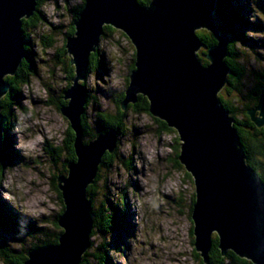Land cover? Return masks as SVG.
Segmentation results:
<instances>
[{
  "label": "water",
  "instance_id": "1",
  "mask_svg": "<svg viewBox=\"0 0 264 264\" xmlns=\"http://www.w3.org/2000/svg\"><path fill=\"white\" fill-rule=\"evenodd\" d=\"M37 5V0H0V102L9 91L5 78L14 76L26 57L23 19ZM217 11L218 0H151L147 6L138 0L84 1L74 34L66 39L75 76L64 91L67 105L60 112L75 133L76 160L68 164L67 176L57 179L64 206L57 222L63 232L57 244L31 249L24 264H81L90 247L94 214L87 188L104 156L115 153L119 134L113 129L83 141L81 117L88 97L82 82L105 26L121 31L135 51L121 109L142 95L149 113L178 134V161L195 187V251L208 264L216 235L222 255L231 251L252 264H264V182L247 164L234 119L219 99L232 73L225 61L232 35L216 23ZM198 31L217 42L206 49V66L198 54L204 47ZM258 97L247 114L264 128V88ZM6 120L0 104V159Z\"/></svg>",
  "mask_w": 264,
  "mask_h": 264
},
{
  "label": "rangeland",
  "instance_id": "2",
  "mask_svg": "<svg viewBox=\"0 0 264 264\" xmlns=\"http://www.w3.org/2000/svg\"><path fill=\"white\" fill-rule=\"evenodd\" d=\"M84 1L44 2L41 8L44 21L32 30L35 70L25 71L28 83L18 87V102L23 108L14 109L16 125L9 127L18 160L14 165L8 166L4 173L0 172V193L16 214L31 220L36 219L40 231L34 236L36 240L26 237L24 245L18 243L19 238L12 234L7 235L6 241L14 248L20 245L21 248L29 250L34 244H43L44 241L53 239L58 231L63 232L61 227L58 230L47 219L50 217L53 221L54 216L61 210L53 184V176L58 174L50 161V147L64 148L70 126L68 119L61 115L60 107L64 101L63 92L71 85H67V74L55 56L66 48L65 34L69 33V27L73 24L74 9ZM235 5L240 13V20H244L243 12L240 11L242 6L246 19L252 20L257 26L260 22V27L246 28L242 27L243 22L238 24L239 21H234L238 34L244 30L252 40V46H257L236 44V62L244 69L245 77L240 80L238 91L224 87L219 93L225 100H233L231 103L234 99H239L234 107L243 108L247 102L242 99L255 91L253 89L261 82L260 75L264 76V0H240ZM235 5L233 4L234 8ZM217 21L218 26L221 25ZM40 34H51L55 41L52 48L45 51L41 49L38 41ZM122 34L116 30L113 36L100 39L98 49L105 57L107 68L103 72L99 70L95 73L91 70L87 74L85 85L88 100L85 112L87 125L93 133L96 132L97 114H116L119 105L114 103L113 97L118 99L127 88L134 47ZM206 52L204 47L198 51L202 61H206ZM63 57L71 60L67 52ZM63 57L60 58L63 60ZM124 111L126 116L118 137L117 154L111 165L100 169L99 181L94 190L95 208L99 209L101 205L106 208L110 203L109 206H116L119 211L124 209L129 225L127 230L119 234L103 235L96 229L97 234L91 238L92 249L89 247V251L94 254L97 247L107 244L112 264H200V260L194 257L192 245L194 236L191 209L195 187L192 176L178 161V134L175 130L171 132L161 128L150 113L131 108ZM21 114L24 115L23 124L28 126L25 131H20ZM34 135L41 137V142L36 146L38 151L31 152L26 157L22 156L16 147L18 139H27ZM85 139H89V135ZM62 153L63 157L67 154L65 151ZM60 174L64 175L63 172ZM17 184L30 189L24 193V200H28L34 193L45 197L47 202L37 199L31 206L44 208L43 213L33 214L23 210V203L16 195L19 189L16 192L11 190ZM6 195L14 196L15 201L8 200ZM48 233L49 237L46 236ZM23 234H26L24 227L20 228V235Z\"/></svg>",
  "mask_w": 264,
  "mask_h": 264
},
{
  "label": "trees",
  "instance_id": "3",
  "mask_svg": "<svg viewBox=\"0 0 264 264\" xmlns=\"http://www.w3.org/2000/svg\"><path fill=\"white\" fill-rule=\"evenodd\" d=\"M48 0H37L38 5L36 7V12L29 18V19H23V33L25 38V51H26V57L23 59L20 67L17 70V73L14 76L6 77L5 80L9 83V91L7 92V96L5 95L4 98L1 99V113L4 117H6V133H5V139L3 142V150H2V157L0 159V172L4 173L5 170H8V166L14 165V162L18 160V155L13 149V142H12V130L14 125H16V116H15V108H23L20 105V102H18L19 98L18 95L20 94V90L18 89L21 85H26L28 83V77L26 76V70L31 72V70H35L34 66V56L33 53V37H32V30L36 29L38 25L41 23V21H44L43 14L41 13V8ZM151 0H138V2L142 6H147L150 3ZM236 1L240 0H218V19L220 21V29H222L224 32H229L232 35V39L229 43L228 47V55L225 59L226 64L229 68V70L232 72L231 75L228 77V83L225 87L229 89H233L235 92L238 91L240 87V80L244 79V69L236 62L238 61V54L236 51V44L241 43L245 45L252 46L251 39L248 37V34L242 30L238 34V30L235 29V22L239 21V23H242V27L246 28H257L260 27L255 25L252 20H248L245 17V10L240 7V11L243 12L242 17H244V20H240L239 16L240 13L236 9ZM233 4L235 5V8L233 7ZM84 8V2L81 4V6L75 8V17L73 18V26L72 30L68 31L69 33L66 34V39L69 38L74 34V23L78 20L79 14L82 12ZM241 21V22H240ZM236 22V23H237ZM70 28V27H69ZM104 36H113L115 34L116 30L113 29L110 26H105L104 29ZM202 33V34H201ZM123 35V34H122ZM199 39L204 44V48L207 49L210 46L215 45L217 42L216 40L211 37V35L205 31H198L197 33ZM103 36V37H104ZM124 36V35H123ZM204 36V37H203ZM32 38V39H31ZM34 40V39H33ZM39 45L43 51L48 50L53 47L55 41L54 38L51 36V34H40L39 35ZM66 42V41H65ZM253 46H257L254 44ZM252 46V47H253ZM67 50L64 47L62 51L56 55L58 63H60L63 67V71L66 72L67 77L66 80L68 81L67 85L69 86L72 83V80L75 76L74 72V66L71 64V60L64 59V55L66 54ZM63 57V60L60 57ZM133 57L132 59L133 64L130 67L129 73L134 70V62H135V51H133ZM203 64L206 66L208 63L207 61H203ZM107 68V64L105 62L104 55L102 56V53L99 52V49L97 48L96 52H93L90 55L89 59V66L87 74L91 73L93 70L96 73L97 71H105ZM20 70V71H19ZM92 70V71H91ZM26 76V77H25ZM262 81L264 79L263 75H260L259 77ZM82 84L86 87L85 82H82ZM129 80L127 79L126 87H128ZM226 88V89H227ZM68 87L64 90L66 91ZM125 92V91H124ZM255 91H251L250 97L253 96ZM261 93V90H258V95ZM64 94V92H63ZM113 96V95H111ZM249 96V95H247ZM88 97V96H87ZM115 104L119 105L117 108L116 114H110L106 112H99L97 114L95 125H96V132L94 133L89 130L88 123H87V117H86V105L84 109V114L81 117V126L83 131V141L85 143H88L90 140L94 139L98 133H106L110 130L116 129L118 133H120L121 128H123V120L125 119L126 113L121 109V103L124 100V93L118 96V99L114 98ZM219 99L222 104V106L229 111L230 116L234 119V126L237 129L239 140H240V148L242 149L246 162L248 165H250L255 172L258 174V176L262 179L264 182V128L257 129L255 124L251 121L250 117L247 114V111L249 108H240V107H234L236 103H238L239 99H234V102L231 103L233 100H225L223 96L219 94ZM257 99V98H256ZM245 99L243 98L242 101ZM61 102V101H60ZM67 101H62L61 106H66ZM61 108V107H60ZM128 108L134 109V110H140L144 111L146 113H149V102L146 97L139 95L138 100L135 104H130ZM94 118V119H95ZM158 123L160 124L161 128H164L166 131L174 132L173 129L169 128L163 121H160L156 118ZM11 127V128H9ZM89 139H85L88 137ZM85 137V138H84ZM119 137V134H118ZM74 142H75V133L72 131V129L69 126L68 135L66 136V139L64 140V148H51L50 147V161L52 162V167L56 170L58 175L53 176L54 181V188H56V192L58 195L59 202L61 203V210L58 212L54 218L53 221L50 217L47 219L54 223V226L59 230L58 225V218L64 211L63 201L61 197V193L57 188V181L58 177L61 175L60 173L63 172L64 176H67L68 173V164L72 161L76 160V154L74 149ZM63 151H65L67 154L63 157ZM116 151L113 154L107 153L102 161L101 166L99 167V171L103 166L111 165V162L114 159V156H116ZM179 156V155H178ZM55 172L53 174H55ZM189 177L190 175L187 174ZM99 181V172L95 179V182L93 185H90L87 188V197L92 200V210L94 214V226L92 230V234L90 236V245H92L91 238H93L97 233L96 229L103 235H108L110 233H123L125 230H127V226L129 223L127 222V214L125 213L124 209H121L120 211L117 210L116 206H112L107 204L108 201H106L107 207L105 208L104 205H101L100 208H95V198L96 193L94 190L95 184ZM195 203V195L193 196V204ZM192 204V208H193ZM125 209H127L125 207ZM192 211V209H191ZM36 219H29L25 218L21 214H16L13 207H10L7 202L4 200V197H2L0 193V264H24V262L27 260V254L28 252L37 247V246H44V245H50V244H57L59 236L61 235L62 231H58L55 233V236L53 239L44 241L43 244H34L30 247V249L25 250L23 247L21 248L20 245L18 248H14L9 241H6V237L9 234H12L13 236L20 239L21 245L26 243V237L28 238H34L35 235L40 231L38 229V223L35 222ZM46 223V222H44ZM24 227L26 229V234L20 235V228ZM42 232V231H41ZM193 234V230H192ZM19 236V237H18ZM47 237H49L46 234ZM128 236V231L126 232V237ZM30 239V240H31ZM36 240V239H35ZM218 238L216 235H214L212 240V246L211 250L208 255L209 262L208 264H252L247 259H243L238 257L236 254H234L231 251H228V253L224 256L221 254V251L219 250L218 246ZM192 245L194 247V241L192 242ZM108 245L102 244L100 247L96 248V251L94 254H92L89 249L85 252V254L82 257L81 264H112L110 257L108 256L107 252ZM90 249H92L90 247ZM194 250V257L196 259L200 260V264H205L200 257L199 253ZM95 260V261H94Z\"/></svg>",
  "mask_w": 264,
  "mask_h": 264
},
{
  "label": "clouds",
  "instance_id": "4",
  "mask_svg": "<svg viewBox=\"0 0 264 264\" xmlns=\"http://www.w3.org/2000/svg\"><path fill=\"white\" fill-rule=\"evenodd\" d=\"M23 119H24V115L21 114V128H20V131H25L27 129V125L26 124H23ZM41 142V137L39 135H34V136H29L27 139L25 138H19L18 139V144L16 145V147L20 150L21 152V155L22 156H28L31 152H35V151H38L37 149V144ZM11 176V173H9V177ZM11 183V181H10ZM19 189L18 192H16V190ZM12 191L16 192V195H18L23 203V210L25 212H33L36 213V212H40V213H43L45 211L44 208H32L31 206L34 205L36 203V200L39 199L41 201H44V202H47L45 200V197L43 196H39L37 194H33L31 197H29L28 200H24L23 197H24V193L27 192V191H30V189H26L22 184H17V185H14L12 188H11ZM6 198L10 201H15V197L14 196H7L6 195ZM49 207H51V205H49Z\"/></svg>",
  "mask_w": 264,
  "mask_h": 264
},
{
  "label": "flooded vegetation",
  "instance_id": "5",
  "mask_svg": "<svg viewBox=\"0 0 264 264\" xmlns=\"http://www.w3.org/2000/svg\"><path fill=\"white\" fill-rule=\"evenodd\" d=\"M74 11H75V9H74ZM75 17V12H74V15H73V18ZM72 28H73V26H71L70 25V30H72ZM69 30V31H70ZM262 88H264V81H263V79H262V81L257 85V86H255V89H253V90H255V92H254V94H253V96H247V97H245L244 99H245V101L247 102L246 104H245V106H243L244 108L246 107V108H249V110L250 109H252V108H255L256 107V105H257V103H258V90H261ZM257 98V99H256ZM63 100L66 102V100L64 99V97H63ZM248 112V111H247ZM256 126V125H255ZM256 128L259 130V129H262V128H258L257 126H256Z\"/></svg>",
  "mask_w": 264,
  "mask_h": 264
},
{
  "label": "bare ground",
  "instance_id": "6",
  "mask_svg": "<svg viewBox=\"0 0 264 264\" xmlns=\"http://www.w3.org/2000/svg\"><path fill=\"white\" fill-rule=\"evenodd\" d=\"M49 4V3H48ZM78 6V5H77ZM70 17V16H69ZM47 23V22H46ZM114 29V28H113ZM202 34V33H201ZM66 35V34H65ZM204 37V36H203ZM132 56V55H131ZM20 71V70H19ZM7 96V95H6ZM70 124V123H69Z\"/></svg>",
  "mask_w": 264,
  "mask_h": 264
}]
</instances>
